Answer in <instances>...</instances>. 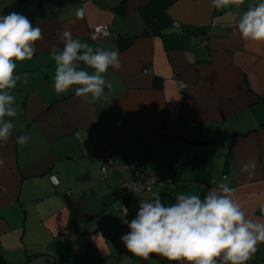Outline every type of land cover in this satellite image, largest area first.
<instances>
[{
	"label": "crops",
	"instance_id": "0c3cea01",
	"mask_svg": "<svg viewBox=\"0 0 264 264\" xmlns=\"http://www.w3.org/2000/svg\"><path fill=\"white\" fill-rule=\"evenodd\" d=\"M17 1L0 0V15ZM34 2L43 39L31 60L16 62L18 115L0 147V264H179L131 254L121 240L125 220L154 192L171 203L221 181L237 188L249 218L264 221V44L245 43L234 30L255 0L220 9L211 0ZM98 25L112 35L94 40ZM65 26L120 52L122 67L104 74L113 87L95 102L54 89L51 49ZM21 132L31 137L26 145L16 143ZM251 160L250 177L241 167ZM130 161L167 170L173 183L139 196L116 171L99 181L103 166ZM257 258L264 264V243L247 264Z\"/></svg>",
	"mask_w": 264,
	"mask_h": 264
},
{
	"label": "clouds",
	"instance_id": "9594fccd",
	"mask_svg": "<svg viewBox=\"0 0 264 264\" xmlns=\"http://www.w3.org/2000/svg\"><path fill=\"white\" fill-rule=\"evenodd\" d=\"M230 2L239 6L241 0H211L217 9ZM86 12L82 6L76 10V17L83 19ZM234 30L245 43L264 44V0L250 4ZM42 39L43 30L27 15L18 11L0 15V147L14 135L11 118L18 115L12 90L22 77L16 72V62L31 60L37 52V41ZM58 39L51 49L56 93L71 89L75 96L89 102L100 99L106 88L113 87L104 74L110 67H122L119 50L93 47L74 36L67 26ZM23 82H28L27 73ZM30 139L21 132L16 143L26 145ZM4 165L5 158L0 155V168ZM256 168L257 162L251 160L242 165L241 171L251 177ZM125 223L130 231L121 240L131 254L145 260L157 253L179 264H247L258 245L264 243V221L249 218L237 188L223 181L218 187H207L202 195L179 193L171 203L154 192L150 198L140 199L136 216Z\"/></svg>",
	"mask_w": 264,
	"mask_h": 264
},
{
	"label": "built area",
	"instance_id": "2783aa9c",
	"mask_svg": "<svg viewBox=\"0 0 264 264\" xmlns=\"http://www.w3.org/2000/svg\"><path fill=\"white\" fill-rule=\"evenodd\" d=\"M90 35L94 40L98 41L109 38L112 35V30L108 25H98L91 29ZM206 45L207 42L204 43V46ZM145 73H149V71L145 70ZM187 89L188 88L186 84H181L179 86V90L181 92H185ZM115 171L121 174L122 182L138 195H143L144 193L153 190L157 186H164L172 183V179L168 175L167 170L147 171L140 162L103 166L99 181H104L109 173ZM51 182L54 186L60 185V179L56 175L51 176ZM125 214H130L129 210H127ZM77 230L80 233H84L86 228L84 225H79ZM61 236L63 239L68 240L70 238V233L68 230H65Z\"/></svg>",
	"mask_w": 264,
	"mask_h": 264
},
{
	"label": "trees",
	"instance_id": "16d2710c",
	"mask_svg": "<svg viewBox=\"0 0 264 264\" xmlns=\"http://www.w3.org/2000/svg\"><path fill=\"white\" fill-rule=\"evenodd\" d=\"M12 11H18V12H21L25 15H27L33 22V24H36L37 22V11H36V7H35V2L34 0H19L15 3H12L11 5H9L7 8H6V11L4 14H7L9 12H12ZM130 162H138V161H130ZM128 162V163H130ZM141 163V162H140ZM142 164V163H141ZM143 166V164H142ZM145 168V167H144ZM148 171V170H147ZM151 171H157V170H151ZM168 172V171H167ZM168 175H169V172H168ZM121 176V174H120ZM170 176V175H169ZM171 177V176H170ZM172 179V178H171ZM50 180H51V177H50ZM121 180H122V176H121ZM123 183V182H122ZM172 183H173V180H172ZM171 183V184H172ZM171 184H167V185H164V186H168V185H171ZM59 186V185H58ZM128 188V186H126ZM159 187V186H157ZM156 188V187H155ZM154 188V189H155ZM129 189V188H128ZM153 189V190H154ZM151 190V191H153ZM148 193V192H146ZM144 193V194H146ZM143 194V195H144ZM143 195H139V196H143ZM129 215V214H128ZM69 231V230H68ZM79 232V231H78ZM70 233V232H69Z\"/></svg>",
	"mask_w": 264,
	"mask_h": 264
},
{
	"label": "rangeland",
	"instance_id": "374dc122",
	"mask_svg": "<svg viewBox=\"0 0 264 264\" xmlns=\"http://www.w3.org/2000/svg\"><path fill=\"white\" fill-rule=\"evenodd\" d=\"M119 173V172H118ZM120 174V173H119ZM124 184V183H123ZM126 185V184H125ZM127 186V185H126ZM131 190V189H130ZM255 264H260V260H258V258L255 260L254 262Z\"/></svg>",
	"mask_w": 264,
	"mask_h": 264
}]
</instances>
